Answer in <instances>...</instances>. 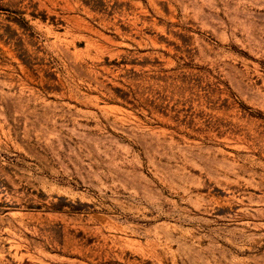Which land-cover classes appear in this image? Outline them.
Returning a JSON list of instances; mask_svg holds the SVG:
<instances>
[{
	"label": "rangeland",
	"instance_id": "374dc122",
	"mask_svg": "<svg viewBox=\"0 0 264 264\" xmlns=\"http://www.w3.org/2000/svg\"><path fill=\"white\" fill-rule=\"evenodd\" d=\"M0 264H264V0H0Z\"/></svg>",
	"mask_w": 264,
	"mask_h": 264
}]
</instances>
